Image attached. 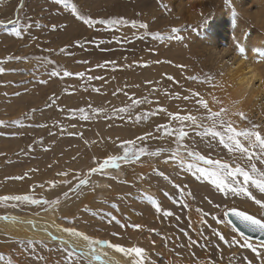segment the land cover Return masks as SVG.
Instances as JSON below:
<instances>
[{
  "label": "rangeland",
  "instance_id": "obj_1",
  "mask_svg": "<svg viewBox=\"0 0 264 264\" xmlns=\"http://www.w3.org/2000/svg\"><path fill=\"white\" fill-rule=\"evenodd\" d=\"M258 1L255 0L253 4L251 0H233L232 6L239 13V21L253 30V35L246 38L248 29H243L242 34H239L241 26L239 33L233 34L234 24L226 26L229 18L226 20L224 16L234 15L232 6H226L222 0H72L81 14L93 19L123 16L129 21L147 23L149 32H158L165 37L160 39L145 35L144 29L132 28L130 24L113 29H105L102 25L88 27L76 19L70 10L57 4L56 0H24L25 6L20 9L19 15L20 26L29 24L31 28L17 38L11 34L15 25L7 21L17 18L20 0H0V20L5 21V24L0 25V67L4 69L0 72V120L8 121L0 125V195L29 194L36 199L60 200L55 208L40 205L13 207L11 201L0 203V216L8 212L19 217L42 216L48 220L46 222L76 227L87 235L108 239L112 243L127 247L135 243L145 248L147 262L154 259V264L166 263L165 255L176 258L178 263L173 261L174 264H180L181 261L186 264H242L245 257L253 255L255 259L251 262L257 260L259 264V259L251 249L240 247L243 240L238 233L225 224H218L213 217L222 219L223 209L233 206L261 217L264 216V208L243 196L225 197L209 181L197 180L187 168L191 158L187 157L183 145L202 155L227 161L233 167L236 163L247 167L246 160L240 158L239 154L234 158L219 144L218 139L198 136L197 132L201 129L189 121L183 125L188 136L181 142L179 157L171 159L177 149L175 136H165L162 131L157 132L156 127L171 123V127L176 129L181 127L180 122L170 121L166 113L149 115L147 120L136 122L137 115L154 112L157 108H166L180 115H206L194 99L185 101L182 97L190 94L189 89L201 93L205 87L214 88L213 79L204 82L207 76H211L208 62L202 61L208 56H201L204 53L195 51H208L213 45L208 33L213 23L226 26L221 40H213L215 45H231L228 48L238 53L234 47L235 37L244 41L242 46L245 49L243 55L238 53L236 56L260 63L263 61L264 65V25L261 20L252 17L255 8H258ZM162 5H167V10ZM248 8L252 10L246 13ZM209 14L211 19L207 25L197 27ZM52 25L57 26L55 30ZM185 25L197 30L187 28L182 31L180 34L186 37L182 42L167 39L171 28ZM77 41L83 47L78 46ZM205 43L209 44L205 46ZM204 47H207L206 50ZM10 56H19L21 59L9 60ZM105 61H115V65L108 63L104 67H97ZM53 69L59 71L60 75L51 76ZM261 69L264 72V66ZM65 70L73 75L63 76ZM81 72L84 73L83 77L75 75ZM169 76L173 80H169ZM190 76L198 79L189 80ZM41 80L47 83L42 84ZM176 94L181 98H175ZM53 100L56 102L53 103ZM133 100L144 102L132 106ZM126 107L127 112L119 111ZM81 108L90 119H81L82 114L78 111ZM101 108L104 109L103 113L93 112ZM218 110L216 106L213 111ZM261 112L264 120V102ZM250 119L262 126L261 121ZM16 120L19 123H12ZM238 121L244 127L247 126L246 122ZM198 123L211 122L203 120ZM146 132L152 133V137L137 140L136 147H145L149 152L162 150L159 155H145L130 164L121 162L119 169L109 170L110 176L93 174L87 185L78 190L75 188L78 181L74 177L95 167L94 157L103 160L108 155L122 154L121 141L136 140ZM149 157L154 159L153 166L147 162L146 158ZM143 159L145 161H141ZM256 164L257 168L264 170V164L259 161ZM135 165L145 167V176L137 174L133 169ZM31 169L35 171H29ZM162 170L163 176L159 175ZM25 172L28 175L23 180L10 179ZM141 176L150 177L146 183L154 187L152 191L136 185ZM65 180L68 183H57L55 188L48 184L49 181ZM70 188L73 191H69ZM181 189L185 192L183 196ZM187 189L193 203L198 206V231L193 230L194 226L189 225L185 215L190 210L185 199ZM250 190L257 199L264 200V194L256 189ZM65 192H68L67 199L63 195ZM165 192L168 196L164 195ZM147 196L154 197L162 209L171 211L173 215L165 217L161 212L152 217L147 208H154ZM109 213L125 225L137 223L145 228L138 232L131 228L121 229L115 222H107ZM172 228L178 232V240L175 247H165V255L156 253L157 249L150 245L146 246L153 242L157 244V239L161 237L162 240L166 239L164 229L171 233ZM151 229L155 231H149ZM214 230L221 232L228 243L221 241ZM111 232H117L119 236L113 237ZM233 236L240 239V244H231ZM29 239L33 244L26 248ZM248 239L254 245L262 240ZM47 240L43 237L23 238L0 233V256L3 257L0 264H65L66 254L61 251L60 240ZM192 241H196V244H192ZM103 251L121 259V262L115 261L130 264L122 253L113 249ZM37 257L44 259L39 260ZM80 264H87V261H81Z\"/></svg>",
  "mask_w": 264,
  "mask_h": 264
},
{
  "label": "snow or ice",
  "instance_id": "obj_2",
  "mask_svg": "<svg viewBox=\"0 0 264 264\" xmlns=\"http://www.w3.org/2000/svg\"><path fill=\"white\" fill-rule=\"evenodd\" d=\"M57 4H61L65 9L70 10L71 14L76 17L83 24L88 27H94L96 25H102L105 29L118 28L120 26L129 25L132 28H140L145 30V35H150L153 38H165L161 33H152L148 31L147 23H138L136 20L129 21L123 16L118 18H108V19H93L91 16L83 15L77 8L75 3H72V0H56ZM226 6H232L233 0H222ZM25 6L24 0H20V4L17 8V18L15 20H9L7 23L14 24L15 26L11 29V34L17 38L22 36L23 32H27L31 25L24 24L20 26V9ZM167 10V5H162ZM232 13L234 16H238L239 13L236 11L235 7L232 6ZM211 19V15L205 16L200 24L197 27H205L208 21ZM5 24V21L0 20V25ZM39 26V25H37ZM56 25H52V28L55 30ZM187 28H192V31H196L197 28L192 27L191 25H185L181 28L173 27L170 30V33L167 35V39L175 40L182 42L186 39L185 36L181 35L182 31H185ZM234 47L239 54L243 55L245 49L242 46V41L233 37ZM78 46L83 47L79 41L76 42ZM103 43V41H101ZM64 51V49H61ZM9 60L16 59L20 60L21 57H8ZM26 59V57L24 58ZM264 59V56H262ZM108 63L115 65V61H105L104 64H98L97 67H104ZM156 63H161V61H156ZM164 63H171V61H164ZM177 67H182L177 65ZM4 69L0 67V72H3ZM51 76H59L60 72L56 69H53L50 73ZM73 73L65 70L63 71V76L69 77ZM76 76L83 77L84 73H75ZM90 79H92L90 77ZM99 79V77H96ZM169 80H173V77L169 76ZM189 80H196L198 77L190 76ZM212 79L211 76H207L204 82H208ZM40 83H47V81L41 80ZM148 83H151L150 81ZM264 83V81H262ZM97 91H99L97 89ZM189 95L182 97L183 100H195V104L200 108H203L206 112V115L203 116H193V115H180L179 113L169 112L166 108H157L156 111L151 113H144L142 115L136 116V122L140 120H147L149 115H156L157 113H166L170 118V121H178L181 124L179 128H172L171 123L157 125L156 131L163 133V135L171 137L175 136V143L177 144V149L173 152L171 159H177L179 157V150L181 147V142L185 137L188 136V132L184 129V122L189 121L192 125H195L197 128H200L201 131L197 132L198 136L201 137H211L212 140L219 141V144L222 145L229 153H232L234 158L236 154H239V157L245 159L247 162V167H242L239 163L235 164V167L227 161H222L220 159H213L211 157L202 155L200 152L190 149L187 145H183V149L187 154V157L191 158V162L187 164V168L195 176L197 180H207L209 181L219 192L223 193L225 197L229 195L233 197L243 196L249 200H253L257 205L264 208V200L257 199L253 195V192L250 190L256 189L259 193L264 194V170L257 168L256 161H259L261 164H264V132L260 131V126L255 124L247 115V113L239 108L238 105L241 104L240 99L230 100L227 104L218 98L215 95L211 96V101L213 104L219 106L218 111H213L209 106V101L204 98V96L198 91L189 89ZM177 99L181 97L179 94H176ZM53 103L56 101L53 100ZM143 100H133L132 106L143 103ZM82 115L81 119H90L91 117L85 113L83 108L78 110ZM120 112H127L128 108L119 109ZM93 112L103 113L104 109H94ZM230 117H239L241 121L247 123L246 127H239L235 125L234 120ZM207 120L210 121V124L198 123V121ZM8 121L0 120V125H4ZM12 123H19L18 120L12 121ZM152 133L146 132L143 136H139L136 140H123L120 143V147L123 149L122 154L117 155H108L103 160H97L93 158L96 166L88 169L87 173H78L74 179L77 180L75 188L78 190L82 186H85L89 183L90 177L93 174H100L102 176H110V169H119L121 167V162L124 164H130L138 161L142 156H157L160 154V151L157 150L149 152L145 147H136V141L146 140L152 137ZM31 147V146H29ZM181 164H183V159H181ZM29 171H35L31 169ZM28 175L25 172L23 175L10 177V179L23 180ZM59 175L67 176V173H59ZM159 175L163 176L161 172ZM168 179V177H164ZM242 178V179H241ZM140 179H143L141 176ZM57 183H68L67 180L62 182L49 181L48 184L50 187L55 188ZM177 188H180L179 185H174ZM42 187V185H41ZM69 191H73L72 188ZM64 198H68V192H65ZM165 196H168V193H164ZM181 195H185L183 189H181ZM191 195V193H187ZM171 198V197H170ZM147 199L150 201L152 207L157 213H163L165 217L173 215L169 210L162 209L160 203L152 196H147ZM12 202L13 207H19L21 205H40L47 206V208H55L59 205V198L55 200L47 199H36L29 194H18V195H0V203ZM175 202V201H174ZM211 203V201H209ZM187 207V205H184ZM217 208L220 205H216ZM45 208L44 210H47ZM199 211V210H198ZM110 219L107 221L109 224L115 222L119 225L121 229L131 228L133 230H144L145 226L137 223H130L125 225L116 216L108 214ZM232 218H235L234 220ZM3 220H12L16 221V217L4 216L0 217ZM218 224H225L232 228L233 232L238 233L240 239L243 240V243L240 244V239H237L236 236H233L231 244H240L241 248L251 249L253 253L256 254V257L259 259V264H264V240H261L258 245H254L249 242L248 237L245 236L244 231L240 229V226L243 229H246L251 233H259L261 236H264V216L257 217L256 215L249 214L246 211L238 210L236 207H225L223 209V218L213 217ZM29 224H32L35 227L33 221H23ZM55 227L62 233L66 234L70 239L64 240L62 237H57L49 233V236L53 240H60L61 242V251L65 255V264H80L81 261H87V264H112L109 260L104 259L107 256V253L103 249H113L119 253H122L125 257L128 258L130 264H147L148 257L146 255V250L143 247L138 246L133 243L131 246H123L119 243H112L108 239L97 238L90 235H87L85 232L79 231L76 227H62L61 225H55ZM149 231H155L151 229ZM214 234L219 237L221 241L228 243L225 239V236L218 230H214ZM111 236L118 237L119 233L111 232ZM82 241V243L80 242ZM43 243V241H40ZM33 241L28 240L26 248L31 246ZM192 244H196V241H192ZM34 251V249H33ZM0 259H3L0 256ZM39 260H43V257H37ZM247 260V258H244ZM247 264H252L251 261H248Z\"/></svg>",
  "mask_w": 264,
  "mask_h": 264
},
{
  "label": "bare ground",
  "instance_id": "obj_3",
  "mask_svg": "<svg viewBox=\"0 0 264 264\" xmlns=\"http://www.w3.org/2000/svg\"><path fill=\"white\" fill-rule=\"evenodd\" d=\"M241 1H244V0H241ZM251 1L254 4L255 0H251ZM257 4H259L258 8H255L254 12L252 13V17L255 20H261L262 25H264V0H259ZM186 10H187V8H186ZM250 10H252V9L248 8L246 10V13L249 12ZM229 16L228 15L224 16V19L227 20L229 18V20L226 22V26L228 24H232V25L234 24V27L232 29V30H234L233 34H235L237 32L239 33L240 27L243 26L242 29H240L241 31L239 34H242L243 29L245 31L248 29V32L244 31L245 33H248L246 35V38L248 35H249V37L253 35L251 33V32H253V30H250L247 26L243 25L239 21L237 16H233V17H229ZM218 26L220 28L219 30H217ZM226 26L224 27L223 24H221V23H219L217 25H216V23L211 24L210 28L213 31L212 30H211V32L208 31V33L210 35V37H209L210 40L212 39L213 45L211 46V48L209 47L211 44L208 46V48H210V49H208V51H204V49H199V50L195 49V51L198 53H201V54L204 53V55H201V56H205V55L208 56V59L205 58V60L203 59L202 61L208 62V68L211 70V77L214 81V88L213 89H209V88L205 87V89L203 88L204 90H202L200 92L203 94L204 98L209 101V106L213 110L218 105H215L212 103V101H211L212 95L217 96L218 98L223 100L226 104L230 100L240 99L242 102L240 105H238V107L242 108L247 113V115L250 118H252L253 120L261 121L262 126L260 127V131L264 132V124H263L264 120H263V116H262V112H261V109L263 107V102H264V83H262V81H264V72L261 69V66L262 67L264 66L262 64L263 61L260 63V61H258V60L252 61V60H247L244 57H238V56H236V54H238V53L235 52V49L231 50L232 48L231 49L228 48L231 45H229L227 47H225L223 45H222V47H218L217 44L215 45L214 44L215 42L213 40L216 38H218L216 40H221L220 39L222 37L221 35L225 34ZM228 31H230V29ZM228 34H230V33L228 32ZM206 35H208V34L206 33ZM247 41H249V40H247ZM258 41L261 42L262 40L258 39ZM227 42H228V40H227ZM198 44H199V42H198ZM203 44L204 43H202L201 45H203ZM207 44H209V43H205V46ZM258 46H260V44ZM202 48H203V46H202ZM204 48L206 50L207 47H204ZM259 63H260V65H259ZM218 108H219V106H218ZM230 118L232 120H234L235 125H237L239 127H244V124H242V122L238 121L239 117H230ZM195 146H196V144H195ZM146 159H147V162L150 163V166H153V164L155 163L154 159L150 158V157L146 158ZM141 161H145V159H143ZM156 162H158V160H156ZM160 166H162V164ZM144 168L145 167H138L137 165H135L133 169L137 172V174H141V175L145 176L146 172H145ZM129 169L131 170V168H129ZM131 173H132V171H131ZM162 173H163V170H162ZM128 178L133 179L132 176H128ZM148 179H150V177L143 178V179H140V177H139V180L137 181V183L136 182L135 183H136V185H138L143 190H147V191L151 190L152 191V189L154 187L150 186L146 183V180H148ZM167 189L168 188H166L165 191H167ZM187 193H190V191L188 189L186 192L185 199L188 201L187 205H188V209H190V210H189V212L187 211L185 215H186V217H188L189 225L192 227L194 226L193 230L198 231V230H200L199 229L200 223H199L198 217L196 215V209H197L196 207H198V206L193 203L191 195H187ZM84 201H86V199H84ZM87 202H88V200H87ZM147 209L152 214L151 215L152 217L154 216V214H157V215L160 214V213H157L155 211V209H150V208H147ZM4 216L16 217L17 220L12 221V220L0 219V233L1 234H8L10 236L14 235L15 237L21 236L23 238H26V237L27 238L43 237V238H47L48 239L47 241H51L52 238L49 236V233H52V235L57 236V237H62L64 240L70 239L66 234L60 232L55 227V225H57V224L46 222L48 220H45V218L42 216H37L35 218L19 217L14 213L8 212L5 215L0 216V217H4ZM23 221H33L35 223V227H33L32 224H29V223H26ZM138 231H140V230H137V232ZM163 232L167 235L166 239L163 238L164 240H162L161 239L162 237H161L160 239H157V244H155V242H153L152 245H151V243L146 245L147 247H149V245H150V247L157 249L155 251H156V253H159L160 255H165L164 251L167 250V249H165V247L167 245L171 246V248L175 247V244L178 240L177 239L178 232L175 231L174 228H172L171 233H169L166 229H164ZM136 237H138V236L136 235ZM196 241H197V238H196ZM80 242L82 243V241H80ZM165 256H166L165 257L166 263H164V264H172L173 261H176L178 263L176 258H173V259L170 258V255L169 256L165 255ZM123 257L128 259L124 255H123ZM104 259L109 260L110 262H112V264H122V263H120L121 259L117 255H114V254L107 253V256H105ZM253 259H255V257L253 255L251 257L247 258V260L243 259V261L244 260L245 261L242 264H247L248 261H251ZM115 260H119L120 262L115 261ZM153 260L151 262H147V264H151V263L154 264ZM257 263H258L257 260H255V262L252 264H257ZM124 264H127V263L124 262ZM180 264H186V263L184 261H181ZM189 264H196V263H189ZM231 264H237V263L232 262Z\"/></svg>",
  "mask_w": 264,
  "mask_h": 264
},
{
  "label": "water",
  "instance_id": "obj_4",
  "mask_svg": "<svg viewBox=\"0 0 264 264\" xmlns=\"http://www.w3.org/2000/svg\"><path fill=\"white\" fill-rule=\"evenodd\" d=\"M232 219L234 220L235 218H232ZM240 229L242 231H244L245 235L248 236V237H250V238H258V239L264 240V236H261L259 233H251V232H248L246 229H243L242 226H240Z\"/></svg>",
  "mask_w": 264,
  "mask_h": 264
}]
</instances>
